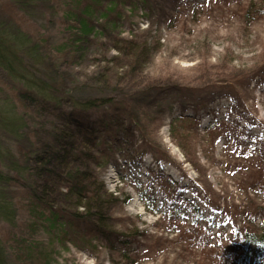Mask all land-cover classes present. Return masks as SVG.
<instances>
[{"label": "rangeland", "instance_id": "obj_1", "mask_svg": "<svg viewBox=\"0 0 264 264\" xmlns=\"http://www.w3.org/2000/svg\"><path fill=\"white\" fill-rule=\"evenodd\" d=\"M85 1L91 0H0V17L9 22L0 25V36L18 50L39 41L45 64L53 63L63 43L81 34L71 16ZM102 1L98 9L109 7ZM249 1L116 0L110 13L116 27L99 15L90 18L91 25L114 31L91 36L94 43L64 86L84 101L109 96L87 114L122 124L91 151L106 163L89 164L107 200L110 233L93 230L94 218L75 220L74 236L58 233V239L44 223L33 227L22 184L32 178L23 176L1 195L12 211L0 214V264H264L255 246L248 259L230 254L246 222L264 224V11L245 19ZM143 43L146 56L126 58ZM23 71L18 67L17 74ZM21 83L0 65V103L14 110L7 116L11 127L12 118L25 119L19 128L31 143L33 130L40 123L49 130L51 118L39 119L35 107L21 103ZM185 124L215 129L213 143L187 144L182 136L192 132L181 129ZM11 135H3L6 143ZM58 207L68 213L64 204ZM195 225L208 231L207 241L180 237L182 230L193 234Z\"/></svg>", "mask_w": 264, "mask_h": 264}, {"label": "trees", "instance_id": "obj_2", "mask_svg": "<svg viewBox=\"0 0 264 264\" xmlns=\"http://www.w3.org/2000/svg\"><path fill=\"white\" fill-rule=\"evenodd\" d=\"M107 1L109 7L103 9L97 8L103 3L102 0L83 2L81 12L79 14L74 13L75 17L71 16L78 21L81 34L78 38L70 40L69 45L63 43V48L56 52L55 60L50 61H54L53 63L45 64L44 55L46 53L41 44V47L37 46L36 43L39 41L31 44L28 40V44L22 43L18 50L16 42L7 44L8 42L0 36V65L11 77V80L22 82V87L19 88V100L25 106L36 108L37 114L34 115L35 117L40 119L50 113L52 121L49 122L50 128L47 131H44L40 123V126L33 130V140L30 143L31 136L24 135L23 132L21 133V128H19L25 119L23 117L20 120L12 118L13 126L11 127L7 116L11 113L15 114L13 113L14 110L11 104H7V101L3 105L0 103V107H4V111L0 112V214L8 213L7 209L11 208V204L7 203L1 196L4 193L3 191L6 190V186L19 184L20 178L28 176L26 181L29 180V177L32 180L27 184H22L27 199L31 203L29 205V213H31L33 219L31 225L39 228V225L44 223L46 233L48 235L55 234L56 239L61 235L74 236L72 232V230H75L74 222L79 218L85 219V222L88 223L92 218L97 219L98 222L96 220L93 230L101 234L109 235L110 233L108 230L110 226H106L108 216L104 214L107 200L104 198L105 194L101 196L100 182L98 183L97 178L94 176L95 172L90 169L89 164L93 162L102 166L106 163L102 155L92 154L91 151L102 148L100 147L102 146L100 141H102L104 135L108 137L112 132L116 133L122 124L96 119L100 121L98 123L94 117L90 120L87 114L89 110L102 107L104 102L109 99L106 97L109 96H95L98 99L84 101L80 97L70 96L67 86H64V84H67V80L68 84L72 83L71 67L78 65L82 60L83 52L92 46L94 43L91 40L92 37H100L109 31H114L106 30L107 25L102 28L91 25L89 23L90 18L99 15L98 17L104 18L106 23L110 24L111 29L117 26L116 19L110 16L111 11L115 10L117 2L116 0ZM258 9L264 11V3L258 4L254 0H250L244 18L249 19V16ZM4 24H9V22L0 17V25ZM143 47L144 43L142 46L134 45L131 48L132 53L127 54L126 58L133 57L134 61L143 58L142 55L146 56L148 54ZM65 51L67 52L65 53ZM62 60L70 61V63L64 65L65 62L62 64ZM18 67L24 71L17 74ZM78 67H81V65ZM106 70L100 72L103 73V78L100 80L103 84H106ZM61 94H64V96H60ZM157 98L153 96L151 101L154 103ZM67 104L73 107L68 108L70 105ZM135 117L140 119L137 116ZM177 119L193 118L180 116ZM185 125L186 127L182 125L181 129L186 128L192 132L182 136L187 144L191 146H194V144H209L210 146L213 143L215 129L201 132L199 127L196 128L193 124ZM135 126L137 130L144 133L141 123H137ZM131 128L133 127L125 129ZM4 134L7 136L12 134L13 138L12 135L9 136L8 143H6L3 138ZM46 137L50 138V143L44 142ZM178 143L183 148L181 141H178ZM12 144L18 148L17 153L14 152ZM18 153H21L22 161L18 158L14 159ZM61 203L68 208V213H61L58 207ZM40 207L46 211L44 219ZM80 208L84 209L81 215L79 212H75ZM251 211L256 213V210ZM96 214L100 216L96 218ZM255 226L254 223H245L242 228L243 231L235 238L238 244H241L240 252L236 251L238 244L234 245L233 243L232 245L235 247L232 246L231 255L240 259H248L251 255V246H255L258 251L264 253V224L257 228ZM194 229L193 234L189 233L188 230H182L180 237H190V239L193 237L199 243L207 241L208 231H202L197 225ZM240 230L238 229L237 232ZM58 233L60 234L59 237Z\"/></svg>", "mask_w": 264, "mask_h": 264}]
</instances>
